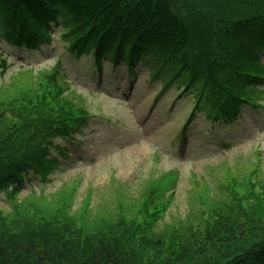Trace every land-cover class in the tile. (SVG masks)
Segmentation results:
<instances>
[{
  "label": "trees",
  "instance_id": "1",
  "mask_svg": "<svg viewBox=\"0 0 264 264\" xmlns=\"http://www.w3.org/2000/svg\"><path fill=\"white\" fill-rule=\"evenodd\" d=\"M53 28L64 30L62 41L78 57L94 52L120 63L139 53L167 67L172 83L189 82L208 118L261 97L264 0H0V44L37 49L52 43ZM0 68L4 76L7 64ZM11 86L0 88V195L14 203L10 214L0 212V264H264V185L258 194L255 173L242 196L232 179L236 207L210 217L190 211L189 230L178 235L167 231L168 205L157 191L143 199L141 219L123 217L116 228L107 215L105 225L92 226L89 211L69 218L68 190L61 206L36 197L44 206L37 213L29 199L17 201L30 175L47 180L59 169L52 150L68 155L57 140L75 141L87 109L67 97L68 76L56 69L36 88L15 93ZM149 202L151 212H143Z\"/></svg>",
  "mask_w": 264,
  "mask_h": 264
},
{
  "label": "rangeland",
  "instance_id": "2",
  "mask_svg": "<svg viewBox=\"0 0 264 264\" xmlns=\"http://www.w3.org/2000/svg\"><path fill=\"white\" fill-rule=\"evenodd\" d=\"M63 33V29L55 28L52 44L38 52L28 53L2 43L11 68L2 78L0 75V88L12 84L15 93L36 88L42 76L53 71L60 60L71 82L67 97L75 100L78 108L83 106L99 117H94L78 136L80 145L66 144L69 158L59 157L64 169L52 172L46 182L30 176L17 201L29 199L26 203L36 204L30 209L37 213L44 206L36 197L57 199L61 206L62 192L68 190L64 199L70 198L69 218L89 211L93 214L89 221L92 224L94 220L92 226L105 225L100 218L107 215L112 217L107 226L110 223L116 228L123 217L128 221L141 219L143 199L151 191H158L164 199L161 202L171 203L163 218L172 224L167 231L178 235L189 230L187 222L183 223L189 213L210 217L219 208L236 207L230 188L232 179L239 182L237 190L242 196L250 188L247 180L255 173L256 191L263 192L259 186L264 185V107L243 111L242 120L228 127L212 125L204 113L198 112L183 160L178 156V133L195 99L186 96L174 106L181 89L173 85L162 92L165 79H169L168 68H163L164 81L163 76L151 79L152 72L160 67L146 59L138 60L132 72L124 63L115 67L113 62H106L99 74L92 56L78 58L68 52ZM155 99L158 103L153 107ZM218 143L232 144V148L216 149ZM53 153L58 155L55 150ZM171 171L179 175L172 186L167 182ZM13 205L6 194L0 195V212L10 214ZM152 208L149 202L143 212H151Z\"/></svg>",
  "mask_w": 264,
  "mask_h": 264
}]
</instances>
